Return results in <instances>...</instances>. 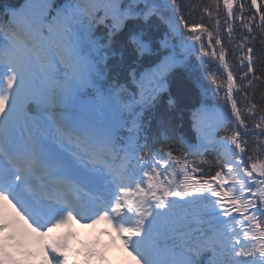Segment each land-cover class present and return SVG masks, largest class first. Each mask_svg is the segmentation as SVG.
<instances>
[{
	"label": "snow or ice",
	"instance_id": "obj_1",
	"mask_svg": "<svg viewBox=\"0 0 264 264\" xmlns=\"http://www.w3.org/2000/svg\"><path fill=\"white\" fill-rule=\"evenodd\" d=\"M193 56L216 103L186 138ZM101 221L132 264H264V0L0 5V264L102 260L51 235Z\"/></svg>",
	"mask_w": 264,
	"mask_h": 264
},
{
	"label": "trees",
	"instance_id": "obj_2",
	"mask_svg": "<svg viewBox=\"0 0 264 264\" xmlns=\"http://www.w3.org/2000/svg\"><path fill=\"white\" fill-rule=\"evenodd\" d=\"M205 2H207V0H205ZM166 31V26L163 24H160L158 28L154 27L150 31L149 37L153 42L154 50L159 45V41L164 38ZM161 51L163 50L161 49ZM154 61V57L143 58L140 63L139 70L144 71L145 69L152 67ZM192 63L196 66L197 69L193 75L194 77L199 78L201 82L199 87L188 78L186 72L183 69L175 70L172 74L169 75L167 80L169 93H171V95L177 99L180 109L184 110L186 113L184 127L179 130L186 136V138L190 133V124L188 123L187 119V112L189 111L190 107L194 104L199 106L201 102L205 103L209 108H211L215 104V102L213 101V86L211 85L210 80L205 78V73L200 70L195 56L192 57ZM205 89L208 90L207 95H204ZM163 95L164 100L159 106L160 111H163L165 107L168 93H164Z\"/></svg>",
	"mask_w": 264,
	"mask_h": 264
}]
</instances>
